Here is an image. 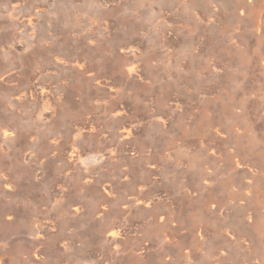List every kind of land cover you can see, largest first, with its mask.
Listing matches in <instances>:
<instances>
[{
    "label": "rangeland",
    "instance_id": "1",
    "mask_svg": "<svg viewBox=\"0 0 264 264\" xmlns=\"http://www.w3.org/2000/svg\"><path fill=\"white\" fill-rule=\"evenodd\" d=\"M262 148L264 0H0V264H264Z\"/></svg>",
    "mask_w": 264,
    "mask_h": 264
},
{
    "label": "bare ground",
    "instance_id": "2",
    "mask_svg": "<svg viewBox=\"0 0 264 264\" xmlns=\"http://www.w3.org/2000/svg\"><path fill=\"white\" fill-rule=\"evenodd\" d=\"M39 7V6H38ZM45 9V8H44ZM39 10V9H38ZM37 11V10H36ZM44 11V10H43ZM38 12V11H37ZM76 13V12H75ZM31 19V18H30ZM33 19V18H32ZM32 21V20H31ZM63 64H65V63H63ZM111 88V87H110ZM44 96V95H43ZM39 97V96H38ZM46 98V97H45ZM128 105V104H127ZM91 128V127H90ZM4 133V132H3ZM7 133L8 132H6V135H7ZM133 133H135L134 132V128L133 127H131V126H127V127H123V125H122V128H121V130H120V135H122L124 138H129V137H131L132 135H133ZM2 134V133H1ZM3 136H4V134H3ZM256 153V155L259 157V158H261V159H263L264 160V149L262 148V149H260V150H258V151H256L255 152ZM73 210H75V212H78L79 211V209L78 208H74ZM109 233V232H108Z\"/></svg>",
    "mask_w": 264,
    "mask_h": 264
}]
</instances>
